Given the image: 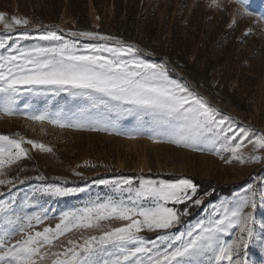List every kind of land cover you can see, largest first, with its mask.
<instances>
[{
  "label": "rangeland",
  "instance_id": "obj_1",
  "mask_svg": "<svg viewBox=\"0 0 264 264\" xmlns=\"http://www.w3.org/2000/svg\"><path fill=\"white\" fill-rule=\"evenodd\" d=\"M219 2L220 8L209 7V0H0V12L6 13L7 19L12 15L26 17L34 24L57 30L79 47L98 42L69 33L98 32L137 46L141 58L166 62L173 78L181 80L176 74L179 72L189 87L209 98L221 118L230 117L233 134L246 130L235 141L245 138L241 162L223 151L222 143L205 151L153 143L149 136L154 124L148 116L117 115L103 105L93 106L86 98L65 92L23 91L11 105L13 114H0V134L19 133L53 151L41 153L25 145L31 159L22 162V171L13 167L11 175L30 179L13 191L24 197L30 196L37 186L65 187L57 180L84 183L71 188L76 191L68 196L41 197L38 203L42 207L25 209L29 213L47 209L48 219L37 226L38 230L45 225L54 226L63 211L79 209L93 201L125 198L127 191L117 188V183L127 188L124 180H131L135 190L141 181L174 183L186 178L209 189L197 196L202 198L201 205L187 203L188 221L172 231H184L207 220L222 205H235L248 197L254 205L247 209L252 212L254 235L247 249H241L240 259L245 264H264V149L247 143L264 136V0H246L244 9L250 15L241 14L236 0ZM233 18L237 23L229 27ZM249 29L251 34L245 36ZM19 31L12 34L9 46L13 42L21 48L53 46L52 42L19 40ZM36 34L33 30L32 35ZM0 36V40L7 38L2 26ZM5 51L0 49V53ZM39 114L72 126L27 119ZM217 150L219 154H213ZM253 155L259 159L250 160ZM226 159L230 162L225 163ZM162 167L174 171L160 172ZM135 174L141 178L132 177ZM37 176L44 180H37ZM98 176L104 178L95 179ZM220 189L228 192L216 195L214 191ZM0 191L6 189L0 186ZM80 235L78 231L68 233L55 244H66L67 239H78ZM147 235L153 238L152 234ZM238 236L236 230L222 238L231 242Z\"/></svg>",
  "mask_w": 264,
  "mask_h": 264
},
{
  "label": "snow or ice",
  "instance_id": "obj_2",
  "mask_svg": "<svg viewBox=\"0 0 264 264\" xmlns=\"http://www.w3.org/2000/svg\"><path fill=\"white\" fill-rule=\"evenodd\" d=\"M236 3L242 15H250L244 9L246 0ZM208 6L220 8L221 4L219 0H209ZM6 16L0 12V26L7 36L0 40V49H6L0 53V114H13L11 105L23 91L65 92L84 97L93 106L103 105L117 115L150 117L154 127L149 138L153 143L175 144L192 151L211 150L222 143L223 151L243 162L245 138L235 141L246 130L233 134L231 118H221L208 100L186 82L173 78L166 62L141 58L137 46L116 36L90 31L69 33L98 42L79 47L57 30L34 24L26 17L12 15L9 20ZM236 23L233 18L229 27ZM18 29L19 40L52 42L53 46L21 48L16 42L9 46L8 41ZM33 30L36 35H32ZM250 34L251 29L244 33ZM27 119L72 126L47 114ZM247 143L264 149V136ZM25 145L41 153L53 151L19 133L0 134V186L6 189L0 191V264H245L240 259L241 249H247L254 235L252 212L247 210L254 206L251 199L222 205V210L217 209L207 220L176 233L172 230L188 215V209L180 206L202 203V198H197L196 185L186 178L174 183L141 181L135 190L131 180H124L127 188L120 183L117 188L127 191L125 198L93 201L82 208L63 211L54 226L45 225L38 230L37 226L48 219L47 209L31 213L25 209L42 207L38 203L41 197H64L76 190L43 185L32 189L30 196L19 197L13 190L30 178L11 173L13 167L22 171V162L31 159ZM249 159L259 157L253 155ZM36 179L42 181L44 177ZM236 230L238 238L231 242L222 238ZM74 231L81 233L78 239L55 244Z\"/></svg>",
  "mask_w": 264,
  "mask_h": 264
},
{
  "label": "trees",
  "instance_id": "obj_3",
  "mask_svg": "<svg viewBox=\"0 0 264 264\" xmlns=\"http://www.w3.org/2000/svg\"><path fill=\"white\" fill-rule=\"evenodd\" d=\"M3 36H0V38H2ZM106 177V176H105ZM108 177V176H107ZM132 177H140L141 178V176L140 175H138V174H135L134 176H132ZM102 178H104V176H98V177H96L95 179H102ZM57 183L58 184H60V185H62V186H67V187H70V188H79L80 187V185L81 186H83L84 185V183H82V182H76V181H70V180H57ZM196 185V187H198V192H197V196H200V195H203V194H206V192L208 191V189L209 188H207V186L206 187H201V185L200 184H195ZM215 192V194L216 195H220V194H223V193H227L228 191H223L222 189H220V190H216V191H214ZM207 200H208V198H206ZM206 202V200L205 201H203V203H205ZM188 205L186 204V205H183V206H180L181 208H184V207H187ZM192 209H193V207L192 208H189V211H192ZM192 213H194V212H192ZM191 213V214H192ZM188 219L189 218H185V216L183 217V223L182 224H184V222H186V221H188Z\"/></svg>",
  "mask_w": 264,
  "mask_h": 264
},
{
  "label": "water",
  "instance_id": "obj_4",
  "mask_svg": "<svg viewBox=\"0 0 264 264\" xmlns=\"http://www.w3.org/2000/svg\"><path fill=\"white\" fill-rule=\"evenodd\" d=\"M176 73V72H175ZM177 74V76H179V78L181 79V80H183V81H185V82H188L187 81V79H185V77L184 76H182L179 72H177L176 73ZM191 87V86H190ZM192 88V87H191ZM194 91H197V90H195L194 88H192ZM197 93H199L201 96H203L206 100H208L209 101V98L207 97V96H205V95H202L200 92H198L197 91ZM209 103H210V101H209ZM211 104V103H210ZM213 107H215L216 108V106L214 105V104H211Z\"/></svg>",
  "mask_w": 264,
  "mask_h": 264
},
{
  "label": "bare ground",
  "instance_id": "obj_5",
  "mask_svg": "<svg viewBox=\"0 0 264 264\" xmlns=\"http://www.w3.org/2000/svg\"><path fill=\"white\" fill-rule=\"evenodd\" d=\"M217 108V107H216ZM218 109V108H217ZM136 143V142H135ZM134 145V144H133ZM161 169V168H160ZM173 172L174 169L172 168H166V167H162V169L160 170V172Z\"/></svg>",
  "mask_w": 264,
  "mask_h": 264
}]
</instances>
